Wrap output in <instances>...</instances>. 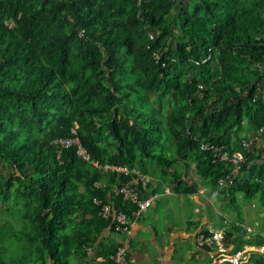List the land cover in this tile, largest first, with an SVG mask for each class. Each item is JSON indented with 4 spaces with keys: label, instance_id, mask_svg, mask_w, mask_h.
Segmentation results:
<instances>
[{
    "label": "trees",
    "instance_id": "obj_1",
    "mask_svg": "<svg viewBox=\"0 0 264 264\" xmlns=\"http://www.w3.org/2000/svg\"><path fill=\"white\" fill-rule=\"evenodd\" d=\"M263 82L264 0H0V238L12 228L20 264L81 263L97 244L115 264L123 240L99 243L118 231L94 199L131 217L120 189L136 171L143 198L190 195L197 174L233 206L264 200ZM71 136L90 159L57 145ZM204 143L243 153L232 183Z\"/></svg>",
    "mask_w": 264,
    "mask_h": 264
},
{
    "label": "crops",
    "instance_id": "obj_2",
    "mask_svg": "<svg viewBox=\"0 0 264 264\" xmlns=\"http://www.w3.org/2000/svg\"><path fill=\"white\" fill-rule=\"evenodd\" d=\"M261 146V139L253 136L250 149ZM194 182L197 191L190 195L176 193L169 187L157 188L154 193H158V196L154 203L136 218L130 228L127 257L131 264H223L215 252L197 247L195 237L199 231L222 232L225 236L233 224L224 206L228 200L213 195L197 174L194 175ZM240 196L246 200L242 194L237 196V200ZM246 201L244 206L251 214L259 213L257 231L236 229L234 235H230L227 246L230 251L249 248L252 256L256 254L264 258V245H256L260 240L264 242V200L257 198L251 202ZM259 203L261 207H258ZM208 205L211 212L215 210L214 214L207 213ZM218 212L222 216L221 220L218 219ZM238 225L241 227V224ZM125 238L116 231L112 233L107 230L99 243L103 240H115L118 243ZM98 251L99 244L90 250L86 261L74 264H98ZM47 264L52 263L50 261Z\"/></svg>",
    "mask_w": 264,
    "mask_h": 264
},
{
    "label": "built area",
    "instance_id": "obj_3",
    "mask_svg": "<svg viewBox=\"0 0 264 264\" xmlns=\"http://www.w3.org/2000/svg\"><path fill=\"white\" fill-rule=\"evenodd\" d=\"M264 130V127L263 129ZM73 134H76L75 129L72 130ZM56 143L60 147H67L71 145H78V153L86 159H90V154L82 146L79 137L71 136L66 139H57ZM245 146H248L246 143ZM203 148L206 150H212L215 154V159L220 161H229L233 164L234 169L225 177L220 178L221 184H228L233 182V176L238 174V170L242 163L246 161L245 156L242 152H235L230 154L227 150L222 147L215 146L210 143H204ZM95 165H99L98 162H94ZM105 171L110 170L115 173H122L128 175L129 169L125 166H113L105 165L102 167ZM136 175L131 181L123 184L120 192L123 193L124 199L131 200L136 204V209L132 212L131 217L123 211L114 212L113 204L104 202L101 198H95L94 202L100 207L99 215L104 218H110L114 216L116 222L117 231L126 237L123 239V245L112 255V259L115 264H131L127 257V242L130 234V228L135 222L136 218L142 214L144 210L149 208L156 200L158 193H153L148 197H142L143 191L148 189L151 177L140 171H136ZM115 213V214H113ZM196 246L202 249H208L215 252L218 260L223 264H252V250L249 248L236 249L230 251L227 244L225 243V237L222 232L210 231L206 233L199 231L195 237ZM264 250V247L262 248Z\"/></svg>",
    "mask_w": 264,
    "mask_h": 264
},
{
    "label": "rangeland",
    "instance_id": "obj_4",
    "mask_svg": "<svg viewBox=\"0 0 264 264\" xmlns=\"http://www.w3.org/2000/svg\"><path fill=\"white\" fill-rule=\"evenodd\" d=\"M13 24V22H12ZM7 170H3V172H6ZM228 202L225 204V210L227 212V216L231 217V222L233 224H241V229L243 228L246 230L248 228L249 231H257L258 228V222H259V213L257 214H251L246 208H245V203L247 202L245 199H243L241 196L237 200L236 204L231 205L230 204V199L227 198ZM217 206H219V203H217ZM222 207V206H221ZM258 207H261V204L259 203ZM222 210L224 208L222 207ZM208 214H214L215 210L211 212L210 206L208 205ZM218 216L221 220V214L218 212ZM249 227L251 229H249ZM17 229V227H16ZM253 229V230H252ZM13 232L12 228L8 227L5 229V240L3 238H0V245L3 246V257L5 258L6 264H20V258H21V253L19 252V249L17 248V243L13 245L11 239L9 238V235ZM24 248H26V245H24ZM6 252V253H5ZM16 258V262L12 260ZM35 258L32 260H27V264H41L40 261H34ZM14 262V263H11Z\"/></svg>",
    "mask_w": 264,
    "mask_h": 264
}]
</instances>
